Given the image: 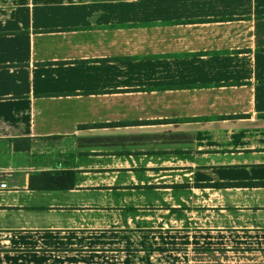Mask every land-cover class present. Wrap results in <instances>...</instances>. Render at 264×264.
I'll use <instances>...</instances> for the list:
<instances>
[{
    "label": "crops",
    "instance_id": "crops-1",
    "mask_svg": "<svg viewBox=\"0 0 264 264\" xmlns=\"http://www.w3.org/2000/svg\"><path fill=\"white\" fill-rule=\"evenodd\" d=\"M0 183V264H264V0H0Z\"/></svg>",
    "mask_w": 264,
    "mask_h": 264
},
{
    "label": "trees",
    "instance_id": "trees-1",
    "mask_svg": "<svg viewBox=\"0 0 264 264\" xmlns=\"http://www.w3.org/2000/svg\"><path fill=\"white\" fill-rule=\"evenodd\" d=\"M68 171H55V172H43L37 174L40 178L36 180V183L31 185L34 189L47 190V189H67L72 185V179H70ZM219 185L222 183H218ZM264 184V183H262Z\"/></svg>",
    "mask_w": 264,
    "mask_h": 264
},
{
    "label": "built area",
    "instance_id": "built-area-1",
    "mask_svg": "<svg viewBox=\"0 0 264 264\" xmlns=\"http://www.w3.org/2000/svg\"><path fill=\"white\" fill-rule=\"evenodd\" d=\"M2 185V183H0V186Z\"/></svg>",
    "mask_w": 264,
    "mask_h": 264
}]
</instances>
